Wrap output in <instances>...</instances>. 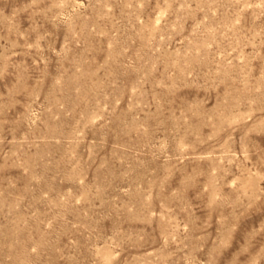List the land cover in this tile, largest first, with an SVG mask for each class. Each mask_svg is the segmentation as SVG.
<instances>
[{
    "label": "rangeland",
    "instance_id": "374dc122",
    "mask_svg": "<svg viewBox=\"0 0 264 264\" xmlns=\"http://www.w3.org/2000/svg\"><path fill=\"white\" fill-rule=\"evenodd\" d=\"M0 264H264V0H0Z\"/></svg>",
    "mask_w": 264,
    "mask_h": 264
},
{
    "label": "bare ground",
    "instance_id": "6f19581e",
    "mask_svg": "<svg viewBox=\"0 0 264 264\" xmlns=\"http://www.w3.org/2000/svg\"><path fill=\"white\" fill-rule=\"evenodd\" d=\"M158 24V23H157ZM147 46V45H146ZM136 58V57H135ZM129 75V74H128ZM98 85V84H97ZM101 87V86H100ZM166 93V92H165ZM182 148H184V147H182Z\"/></svg>",
    "mask_w": 264,
    "mask_h": 264
}]
</instances>
